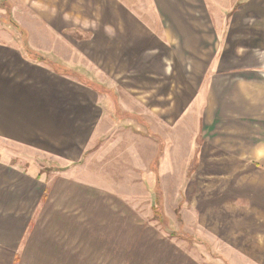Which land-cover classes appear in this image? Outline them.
Here are the masks:
<instances>
[{
  "label": "rangeland",
  "instance_id": "obj_1",
  "mask_svg": "<svg viewBox=\"0 0 264 264\" xmlns=\"http://www.w3.org/2000/svg\"><path fill=\"white\" fill-rule=\"evenodd\" d=\"M121 1L143 25H154L147 0ZM2 2L7 7L0 8V157L47 176L79 166L85 180L103 191L68 208L74 255L87 248L91 261L83 264H257L264 246V198L241 190L255 187L251 179L260 174L252 166L228 165L223 149L201 154L187 112L196 105L200 62L212 53H168L161 49L166 39L153 38L152 46L160 47L153 54L145 47L135 54L132 46L98 54L100 39L78 31L56 36L40 20L54 11L49 0ZM23 41L113 92L116 107L108 108L75 78L27 62ZM139 163L143 170L134 167ZM241 171L248 182H242Z\"/></svg>",
  "mask_w": 264,
  "mask_h": 264
},
{
  "label": "crops",
  "instance_id": "obj_2",
  "mask_svg": "<svg viewBox=\"0 0 264 264\" xmlns=\"http://www.w3.org/2000/svg\"><path fill=\"white\" fill-rule=\"evenodd\" d=\"M147 4L153 26L143 25L144 21L121 0H49L54 11L50 8L49 18L40 20L48 21L56 36L78 31L100 39L98 54L122 53L121 47L130 46L135 54L144 47L153 54L160 49L152 46L153 38L166 39L161 49L168 53H212L213 57L200 62L203 72L194 95L196 105L187 111L193 115L192 134L201 140V154L223 149L228 165L252 166L261 175L251 179L258 184L241 191L247 197L264 198V0H147ZM94 30L97 32L91 34ZM21 51L27 62L47 66L58 77L75 78L102 97L108 108L116 107L113 92H99L44 62L30 60L23 47ZM146 122L151 126L152 121ZM120 123L117 120L116 124ZM147 143L151 151L153 143ZM142 153L138 148L137 156ZM156 156L151 155L146 165L149 171ZM143 165L134 167L143 170ZM241 172L245 175L242 182H248V173ZM50 173L54 175H43L34 166L26 170L0 157V264L91 261L87 248L81 249V254L73 253L72 246L77 244L66 221L68 208L82 203L92 192L103 191L85 180L79 166ZM263 250L257 264H264Z\"/></svg>",
  "mask_w": 264,
  "mask_h": 264
},
{
  "label": "trees",
  "instance_id": "obj_3",
  "mask_svg": "<svg viewBox=\"0 0 264 264\" xmlns=\"http://www.w3.org/2000/svg\"><path fill=\"white\" fill-rule=\"evenodd\" d=\"M9 5V4H8ZM2 7H7V3H0V8ZM15 28L19 29V27L9 18L8 20ZM21 33H23L24 37H26V32L23 31L22 29L18 30ZM23 49L26 52V55L28 56V58L30 60L33 61H38V62H44L45 64H48L49 66H51L52 68L55 69L56 72L60 73V74H67L70 76H74L76 78H78L80 81H82L84 84L88 85L89 87L99 91V92H108L104 89H102L100 87V85L95 84L89 80H87L85 77H83L82 75H80L79 73H76L74 70L72 69H68L66 67H62L59 65H56L55 63H53L52 61L48 60L47 58H44L43 56H41L40 54L34 53L31 50H29L27 48V45L24 43L23 41ZM171 237L175 236L174 233L170 234Z\"/></svg>",
  "mask_w": 264,
  "mask_h": 264
}]
</instances>
